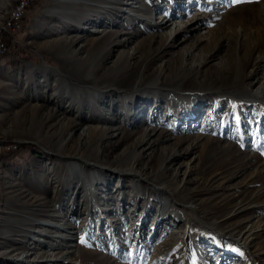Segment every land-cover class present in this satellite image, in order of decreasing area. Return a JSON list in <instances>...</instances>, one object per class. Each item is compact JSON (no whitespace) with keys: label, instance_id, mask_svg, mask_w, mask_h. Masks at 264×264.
<instances>
[{"label":"rangeland","instance_id":"374dc122","mask_svg":"<svg viewBox=\"0 0 264 264\" xmlns=\"http://www.w3.org/2000/svg\"><path fill=\"white\" fill-rule=\"evenodd\" d=\"M22 1L0 264H264V62L192 69L238 30L263 51L264 0H0V23Z\"/></svg>","mask_w":264,"mask_h":264},{"label":"bare ground","instance_id":"6f19581e","mask_svg":"<svg viewBox=\"0 0 264 264\" xmlns=\"http://www.w3.org/2000/svg\"><path fill=\"white\" fill-rule=\"evenodd\" d=\"M21 5H25V1H22L12 11V14H14L15 11L20 10L21 9ZM6 21H7V19L5 18L4 21H2L3 23L1 22L2 24L0 23V25H4ZM168 23H169V21H167L164 24H162L163 28L164 27L167 28V26L169 25ZM260 26L264 27V24H262ZM234 34H235L234 36L237 37L236 43L238 44V47L236 48V52H237L238 56H236V58H234L231 61V60H228L229 58L226 59V56H220V54L218 52H219L221 47L218 46V48H216L214 52L208 53L207 56H204L202 58V60L200 62H198V64L196 63L198 68H192V69L195 70V71L197 70L199 72V67L200 66H202V65L204 66V65L208 64L209 62L211 63V61H213L215 58H219V61L216 63V68L219 69V70L225 71V72L234 73L235 77L239 78L240 77L239 75H241L240 74V69L243 70L242 66H245V67L247 65L255 66L257 64H261V63L264 62V50L260 51L258 54L255 53L257 49L261 48V44L263 42L262 40L261 41H259L257 39L254 40L255 39L254 36L243 34L242 31H240V30H238L237 33L234 32ZM240 52H242L241 55H239ZM238 62H239V64H238ZM185 75L186 76H184V77L188 76V74H185ZM125 172L128 173V174H133V169H125ZM186 206L191 208L192 210L194 209V206L192 204H188ZM238 239L240 240L241 237H238Z\"/></svg>","mask_w":264,"mask_h":264},{"label":"built area","instance_id":"2783aa9c","mask_svg":"<svg viewBox=\"0 0 264 264\" xmlns=\"http://www.w3.org/2000/svg\"><path fill=\"white\" fill-rule=\"evenodd\" d=\"M27 6L28 2L27 5H21L20 10L15 11L14 14L8 15L5 24L0 25V54H5L6 50H8L7 37L22 27V21L24 19ZM11 149L12 144H5L0 142V150L10 151Z\"/></svg>","mask_w":264,"mask_h":264}]
</instances>
